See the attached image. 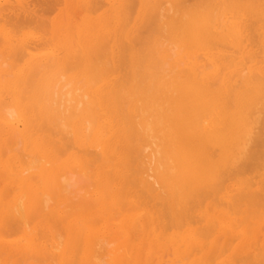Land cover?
<instances>
[{"label": "bare ground", "instance_id": "obj_1", "mask_svg": "<svg viewBox=\"0 0 264 264\" xmlns=\"http://www.w3.org/2000/svg\"><path fill=\"white\" fill-rule=\"evenodd\" d=\"M0 261L264 264V0H0Z\"/></svg>", "mask_w": 264, "mask_h": 264}, {"label": "rangeland", "instance_id": "obj_2", "mask_svg": "<svg viewBox=\"0 0 264 264\" xmlns=\"http://www.w3.org/2000/svg\"><path fill=\"white\" fill-rule=\"evenodd\" d=\"M169 252H170V251H168L167 253H169ZM169 256H170V259H173V258L176 259V256H175V255H172V256L169 255ZM0 263H1V261H0Z\"/></svg>", "mask_w": 264, "mask_h": 264}]
</instances>
